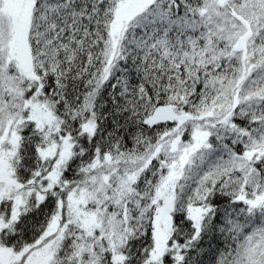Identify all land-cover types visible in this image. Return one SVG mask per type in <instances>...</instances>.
I'll return each instance as SVG.
<instances>
[{
  "label": "snow or ice",
  "instance_id": "6c2138e0",
  "mask_svg": "<svg viewBox=\"0 0 264 264\" xmlns=\"http://www.w3.org/2000/svg\"><path fill=\"white\" fill-rule=\"evenodd\" d=\"M0 264H264V0H0Z\"/></svg>",
  "mask_w": 264,
  "mask_h": 264
}]
</instances>
